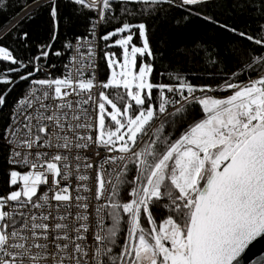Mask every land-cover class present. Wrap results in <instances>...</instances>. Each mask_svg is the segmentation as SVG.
Wrapping results in <instances>:
<instances>
[{
	"label": "snow or ice",
	"instance_id": "6c2138e0",
	"mask_svg": "<svg viewBox=\"0 0 264 264\" xmlns=\"http://www.w3.org/2000/svg\"><path fill=\"white\" fill-rule=\"evenodd\" d=\"M67 2L95 15L61 49L73 27L61 0L21 5L26 19L39 9L49 18L35 54L0 42L10 65L0 66V109L28 84L0 127V264H234L264 237V23L222 22L214 0ZM9 5L0 0V13ZM165 5L238 37V70L203 84L157 76L144 17ZM18 38L28 46L27 32ZM179 55L221 63L205 41ZM51 56L66 58L56 77L42 66Z\"/></svg>",
	"mask_w": 264,
	"mask_h": 264
},
{
	"label": "trees",
	"instance_id": "16d2710c",
	"mask_svg": "<svg viewBox=\"0 0 264 264\" xmlns=\"http://www.w3.org/2000/svg\"><path fill=\"white\" fill-rule=\"evenodd\" d=\"M229 2L230 0H214L210 9L211 14L217 16L222 22L235 24L242 30L254 31L259 28L261 23H264V11L261 10L259 0H246L247 7H230ZM25 3L31 5L32 0H10L9 7L0 13V30L7 31L12 24L19 25L0 42L15 49V54L20 57L35 54L37 46L47 43L50 39V23L46 11L39 9L32 18L26 19L21 12V5ZM61 3L65 17L64 23H69L70 19L73 27L71 33L63 32L60 35L54 45L55 49H61L63 43L72 39L73 35L84 34L88 27L89 17L95 15L86 9L82 12L75 11L74 6L69 4L67 0H61ZM144 19L150 26L153 47L157 49L155 61L157 76L159 72L168 69L163 78L164 82H169L167 77L179 72L190 77L197 84L213 83L217 80L222 81L230 76L233 71L238 70L236 61L231 57L232 50L240 46L238 37L207 25L194 16L185 18V13L174 8H168L167 5L163 6L158 13L145 16ZM24 32L29 34L27 47L18 38ZM194 41H205L208 47L214 50L218 49L221 52V63L218 68L213 70L212 65L204 57L193 62L191 57L184 59L179 55L186 46H190ZM64 63H66V58L51 56L44 65L54 64L52 76L56 77L63 71ZM0 66L8 67L10 65ZM106 73V65L101 61V78ZM27 88V82H21L8 95L6 98L7 106L0 109V127L8 122L10 110Z\"/></svg>",
	"mask_w": 264,
	"mask_h": 264
},
{
	"label": "water",
	"instance_id": "95a60500",
	"mask_svg": "<svg viewBox=\"0 0 264 264\" xmlns=\"http://www.w3.org/2000/svg\"><path fill=\"white\" fill-rule=\"evenodd\" d=\"M234 264H264V237L252 241Z\"/></svg>",
	"mask_w": 264,
	"mask_h": 264
},
{
	"label": "built area",
	"instance_id": "2783aa9c",
	"mask_svg": "<svg viewBox=\"0 0 264 264\" xmlns=\"http://www.w3.org/2000/svg\"><path fill=\"white\" fill-rule=\"evenodd\" d=\"M43 67H45V71H51V75H53V70L54 69H48L47 67H46V65H42ZM39 76H40V78H44V73H40V74H38ZM101 75V74H100ZM53 77V76H52ZM28 91V88H27V90L19 97V98H21L22 96H24L25 94H26V92ZM218 95H225V94H222V93H218ZM18 98V99H19ZM17 99V100H18Z\"/></svg>",
	"mask_w": 264,
	"mask_h": 264
}]
</instances>
